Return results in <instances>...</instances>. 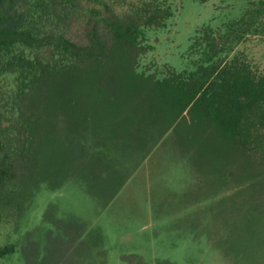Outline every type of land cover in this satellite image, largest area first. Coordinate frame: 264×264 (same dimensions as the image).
Segmentation results:
<instances>
[{
  "label": "trees",
  "instance_id": "obj_1",
  "mask_svg": "<svg viewBox=\"0 0 264 264\" xmlns=\"http://www.w3.org/2000/svg\"><path fill=\"white\" fill-rule=\"evenodd\" d=\"M88 2L101 9L82 16ZM235 4L212 10L195 27L181 67H173L144 64L156 49L148 33L165 30L176 16L167 1L143 0L118 16L103 0H0V232L7 240L19 234L14 243H0V261L20 254L25 263L39 264L46 258L43 247H54V264L90 257L86 233L92 229L84 223L75 232L77 224L68 226L66 217L52 218L54 200L37 223L41 198L64 190L75 172L84 173L90 155V173L101 175L103 162L110 169L111 157L114 165L126 164L135 150L146 148L148 135L136 136V129L147 123L161 127L157 142L184 114L202 133L187 136L193 157L201 142L203 159L210 161V194L204 192L201 201L210 204L202 206V218L191 215L206 247L211 238L216 251L215 239L230 238L226 228L235 220L213 229L223 207L216 206L226 204L229 193L242 192L243 220L264 227V74L238 51L251 37L264 35V0ZM82 25L84 39L78 40L75 31ZM146 152L139 166L153 150ZM182 152L189 174L200 177ZM110 173L105 170L104 182ZM176 218L185 223L184 216ZM228 250L227 244L216 253ZM130 263L150 264L133 258Z\"/></svg>",
  "mask_w": 264,
  "mask_h": 264
},
{
  "label": "rangeland",
  "instance_id": "obj_2",
  "mask_svg": "<svg viewBox=\"0 0 264 264\" xmlns=\"http://www.w3.org/2000/svg\"><path fill=\"white\" fill-rule=\"evenodd\" d=\"M103 1L118 16L131 12L143 2V0ZM163 1L173 6L176 16L165 30L148 33L149 40L151 44L156 45V49L150 53L147 51L145 65H151L154 62L159 66L170 64L173 67H179V65L181 67V54L189 37L194 33L197 25L210 19L212 10L215 13L219 8L220 12L227 8L238 7L236 2L249 0H208L204 5H194L197 2H192V0ZM93 9H101V6L86 3L82 16ZM100 15H105V11L102 10ZM84 34L83 25L82 27L77 26L75 37L83 40ZM238 51L244 53L250 64L264 74V35L251 37L238 48ZM189 116L184 114L174 127L157 142L154 140L158 137L161 127L154 128L147 123L141 129H136V136L148 135L146 145L142 146L146 148L141 151L135 150L136 152L126 164L114 165L116 161H113L111 157V168L107 169L103 162L101 175H98V172L90 173L87 163H95V159L90 155L86 159L87 163L83 161L86 168L84 173L75 172L72 175L74 180L64 190L45 194L41 198L36 215L37 223L40 221L44 205L49 200H54L57 210L50 212L52 218L54 215L57 218L66 217L68 226L72 223L77 224L76 227L71 226L74 227L75 232H78L79 224L84 223L87 228L92 229L86 233V238L91 242V255L87 258L81 255L85 259L78 264H131L132 258L150 264L158 262L264 264V227L259 224L252 225L243 220L245 209L241 208V199L244 196L242 192L229 193L230 195L225 200L226 204L216 206L223 207L216 212L215 224L217 225H214V230L220 225V221L229 222L231 219L236 221L235 224L227 225L229 239H225L226 241L215 239L216 251L222 252L221 250L225 249V245L228 244V253L218 256L213 250L211 238L209 250L206 247L207 239L203 238L201 231H197L199 223L197 225L194 221L193 225L191 215L202 218V206L210 204V199L204 200L203 204L201 202L204 192L210 194V168L208 167L210 161L203 159L200 150L201 142L196 144L197 156L193 157L192 150L194 151L195 148L191 142L186 141L187 136L189 133L196 135L202 133L200 129L193 127ZM124 146L127 148L129 144L125 143ZM149 148L153 152L139 166V162L142 161L139 158ZM182 149L186 150L188 157L190 156L188 160L195 170L199 171L200 177L192 176V172L191 175L189 174L185 159L181 158L184 155L183 152L181 153ZM103 152L105 154L106 150L104 149ZM120 160L124 159L120 157ZM138 160L140 161L137 162ZM78 162L79 160L75 161L76 164ZM136 166L139 168L132 172ZM105 170L115 174L112 178V173H110L111 177L109 176L105 181L107 183L103 181ZM127 176L128 180L119 189ZM207 210L210 211V207ZM177 215L184 216L187 224L177 221ZM46 224L53 225L52 223ZM184 226L195 233H189ZM51 231L54 233L52 226ZM39 236L43 237L42 234ZM5 237L7 236L0 232V243H14L18 240L19 234L14 235L11 240ZM44 241L42 239L41 247ZM41 251L39 250L41 254L46 253V258L39 264H54V247L45 249L43 247V252ZM19 255L0 261V264H28ZM74 263V258H69V264Z\"/></svg>",
  "mask_w": 264,
  "mask_h": 264
}]
</instances>
